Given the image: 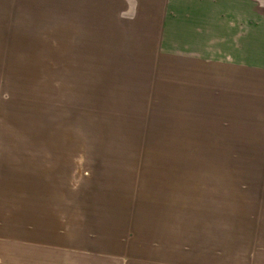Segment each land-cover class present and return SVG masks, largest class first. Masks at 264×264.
<instances>
[{
    "label": "rangeland",
    "instance_id": "rangeland-1",
    "mask_svg": "<svg viewBox=\"0 0 264 264\" xmlns=\"http://www.w3.org/2000/svg\"><path fill=\"white\" fill-rule=\"evenodd\" d=\"M0 264H264V0H0Z\"/></svg>",
    "mask_w": 264,
    "mask_h": 264
},
{
    "label": "crops",
    "instance_id": "crops-1",
    "mask_svg": "<svg viewBox=\"0 0 264 264\" xmlns=\"http://www.w3.org/2000/svg\"><path fill=\"white\" fill-rule=\"evenodd\" d=\"M104 224H83V227H84V229L86 230V232L88 233V230L90 231L91 229H95V227L94 226H99V228H101V226H103ZM83 227H82V229H83ZM102 232V231H101ZM95 234V233H94ZM96 235H98V236H103V234L102 233H96Z\"/></svg>",
    "mask_w": 264,
    "mask_h": 264
},
{
    "label": "clouds",
    "instance_id": "clouds-1",
    "mask_svg": "<svg viewBox=\"0 0 264 264\" xmlns=\"http://www.w3.org/2000/svg\"><path fill=\"white\" fill-rule=\"evenodd\" d=\"M7 98V97H6Z\"/></svg>",
    "mask_w": 264,
    "mask_h": 264
}]
</instances>
